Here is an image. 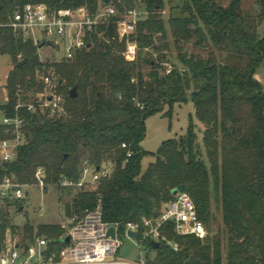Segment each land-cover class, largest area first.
<instances>
[{
	"label": "trees",
	"instance_id": "1",
	"mask_svg": "<svg viewBox=\"0 0 264 264\" xmlns=\"http://www.w3.org/2000/svg\"><path fill=\"white\" fill-rule=\"evenodd\" d=\"M137 2L150 15L137 27L135 41L140 48L156 49L154 36L165 39L169 28L177 44L197 34L196 45L210 43L219 54L179 55L183 68L174 65L169 71H161L165 55L157 61L140 54L128 61L118 17H109L87 31L90 47L73 60L49 64L40 60V46L16 37L7 26L27 3H44L56 10L84 7L91 14L101 4L112 5L122 15ZM163 6V0H0V54L14 61L6 81L9 101L6 106L0 101V106L13 113L19 85L24 93L34 94L36 104L35 95L44 90L36 77L38 69L46 75L55 73L61 81L56 90L65 96L63 114L50 117L40 110L22 111L28 139L15 161L0 163V182L13 176L21 184H33L37 169L44 168L47 184L57 186L61 176L79 180L84 162L95 169L105 167L109 175L93 189L78 191L67 216L91 210L101 200L104 221L121 227L129 222L143 225L159 216L176 198L173 191L183 185L209 234L205 240L179 236L168 222L162 234L179 250L165 241L154 249L149 242V264H187L191 256L199 264H264V87L256 77L264 65V35L258 34L264 15L244 12L241 0L226 7L218 0H191L189 17L165 22L160 16ZM145 65L151 67L148 74ZM73 88L77 96L71 98ZM188 94L204 126L199 131L202 141L191 119L184 136L164 141L156 153L146 151L142 147L146 120L156 113L170 116L173 106L186 102ZM166 106L172 110L164 112ZM150 155L155 160L144 170L143 160ZM14 205L19 210L22 201ZM214 205L221 209L223 223L215 230ZM6 217L0 212L1 239L11 227ZM62 233L60 225L37 229L38 235L51 239ZM24 234L32 239L33 226H26Z\"/></svg>",
	"mask_w": 264,
	"mask_h": 264
},
{
	"label": "built area",
	"instance_id": "2",
	"mask_svg": "<svg viewBox=\"0 0 264 264\" xmlns=\"http://www.w3.org/2000/svg\"><path fill=\"white\" fill-rule=\"evenodd\" d=\"M100 8V7H99ZM101 16L91 14L86 8L80 7L71 10H56L44 3H27L14 12L7 26L12 29L16 37L24 41L31 40L36 46H52L64 43L66 53L64 60H73L77 53L88 48L87 31L94 25L105 23L109 17H118L116 21L120 39L127 40L124 56L128 61H134L138 55V45L130 37L136 32L137 23L142 13L136 8L120 15L112 5L104 6ZM50 42V45L47 43ZM39 52V51H38ZM43 62V55L39 52ZM44 90L37 93L36 104L34 94H26L18 86L17 104L10 115L2 106L8 104V94L0 106V163L13 162L18 157L20 146L28 139L26 130L27 120L22 111L34 113L40 110L54 117L65 113V96L57 92L58 79L37 70ZM126 148V144L122 145ZM130 155V154H129ZM109 169L101 167L95 169L87 162L82 164L79 180L61 176L57 188H67L75 191L91 190L96 183L109 175ZM47 172L38 168L33 184H21L13 176H6L0 182V212L15 207V202L24 199V188L37 185L44 188ZM171 222L179 236H195L205 240L209 234L205 224L199 219L196 204L186 192H180L169 202L156 218L146 219L143 225L129 222L121 227L119 224L108 223L103 219L102 204L84 213H74L68 225L64 227L58 239L45 236H34L18 241L11 227L5 231L4 238H0V264H149L147 251H139L137 257L129 260L116 259L123 246V236L135 241L139 249L149 242L168 243L178 251L177 243L169 241L163 234V226ZM115 227V236L109 235V229ZM137 234L134 239L130 233ZM69 242H66V239Z\"/></svg>",
	"mask_w": 264,
	"mask_h": 264
},
{
	"label": "rangeland",
	"instance_id": "3",
	"mask_svg": "<svg viewBox=\"0 0 264 264\" xmlns=\"http://www.w3.org/2000/svg\"><path fill=\"white\" fill-rule=\"evenodd\" d=\"M225 7L228 6L232 0H218ZM164 6L160 13L161 18L168 22L171 17H189L190 12L187 7L191 5V0H163ZM241 8L244 12L249 13L255 17L264 15L263 4L261 0H241ZM136 9L139 12H145L144 7L137 2ZM104 13L103 5H100L97 16H101ZM141 20H146L150 17L147 13H142ZM140 21L137 23H140ZM136 27V31H137ZM258 34L264 35V19L260 21L258 26ZM156 49L140 48L138 45V55H147L159 61V55H165V60L161 63V71L171 70L174 65L183 68L178 57L179 55H202L208 57L211 52H215L217 55L219 52L213 48L210 43H203L196 45L199 36L194 34V37L189 42H181L177 44L172 37L171 30L168 28L167 36L162 38L161 34L155 36ZM132 40L138 39V33L135 32L130 37ZM122 40V39H121ZM66 47L64 43L52 46H43L39 52L43 55V62L49 64L54 62L63 61L65 56ZM14 67V61L8 54H0V101H5L7 98L6 81L7 76ZM143 71L148 74L151 71V67L144 66ZM49 76L57 79V75L50 72ZM257 79L264 87V65H261L257 71ZM170 107L166 106L164 112H169ZM172 110V109H171ZM198 126V136L200 142L202 141V131L204 126L198 122L195 116L194 104L191 100L190 94H188V100L183 103H178L173 106V110L170 116H164V113H156L151 115L146 120V138L142 142V147L153 154L156 153L161 144L169 139L184 136L189 126L190 120ZM204 158L205 155H204ZM155 158L150 155L143 160V169L146 170L148 165L153 162ZM93 189V188H91ZM24 199L22 200V207L18 210L17 207H11L7 209V219L9 220L12 231L15 233L16 239L22 241L25 237L24 230L26 226H33L34 236L37 234V229L41 225H60L61 227L68 228L69 218L67 216L66 209L73 203V198L77 191L67 188L56 187L53 184H46L44 188L37 185H30L29 188H24ZM214 214L217 218V227H223L222 212L221 209L214 205ZM45 236L46 235H38ZM139 251L145 253L148 251V244L144 245L141 249L137 246V243L126 236H123V246L120 248L116 259L129 260L137 257ZM149 253V251H148ZM153 258L155 253L150 254Z\"/></svg>",
	"mask_w": 264,
	"mask_h": 264
},
{
	"label": "water",
	"instance_id": "4",
	"mask_svg": "<svg viewBox=\"0 0 264 264\" xmlns=\"http://www.w3.org/2000/svg\"><path fill=\"white\" fill-rule=\"evenodd\" d=\"M108 2H109V1H108ZM1 9H2V7H0V10H1ZM50 44H51L50 42L47 43V45H50ZM88 47H90V45H88ZM25 62H26V60L21 61V62L19 63V65H18V67H19V68H22V67L24 66ZM59 82L61 83V81H59ZM69 95H70L71 98L76 97V96H77V89H76V88L71 89V90L69 91ZM47 122H49V120L46 121V123H47ZM180 192H185V186L181 185V186H179L178 188H176V189L173 191V195L176 196V195H177L178 193H180ZM109 235H111L112 237L115 236V227H111V228L109 229ZM130 235H131L134 239L137 238V234L134 233V232H131ZM66 242H69V239H68V238L66 239ZM152 244H153V248H154V249H157L158 247L161 246V243H160V242H153ZM186 263H187V264H199L200 261H199L197 258H195L194 256H191L190 259H189Z\"/></svg>",
	"mask_w": 264,
	"mask_h": 264
},
{
	"label": "crops",
	"instance_id": "5",
	"mask_svg": "<svg viewBox=\"0 0 264 264\" xmlns=\"http://www.w3.org/2000/svg\"><path fill=\"white\" fill-rule=\"evenodd\" d=\"M257 76V75H256Z\"/></svg>",
	"mask_w": 264,
	"mask_h": 264
}]
</instances>
